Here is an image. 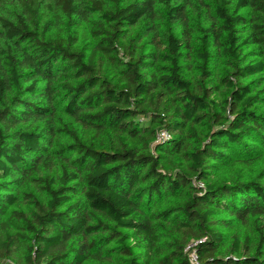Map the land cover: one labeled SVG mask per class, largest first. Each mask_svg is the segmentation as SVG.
<instances>
[{"label": "trees", "instance_id": "1", "mask_svg": "<svg viewBox=\"0 0 264 264\" xmlns=\"http://www.w3.org/2000/svg\"><path fill=\"white\" fill-rule=\"evenodd\" d=\"M200 238L264 264V0H0V264H187Z\"/></svg>", "mask_w": 264, "mask_h": 264}, {"label": "rangeland", "instance_id": "2", "mask_svg": "<svg viewBox=\"0 0 264 264\" xmlns=\"http://www.w3.org/2000/svg\"><path fill=\"white\" fill-rule=\"evenodd\" d=\"M45 3H49V0H44ZM188 21L189 23H191V26H186V27H183V25L181 24H175L174 25V29L176 31V33L178 34L179 37L182 38V40H184L186 42V47L185 49H183V52H185V50L187 51V55H188V51H190L193 47H198L200 45V42L201 41V37L200 36V33L198 32L195 24H199V26L203 29L209 27L212 22H213V19L210 18L209 16L203 14V15H200L199 17L196 16V14H191L188 18ZM157 25V24H156ZM155 26H152V28H154ZM157 32H156V36L154 34H152L151 36V41H152V44H155L158 48H160L161 46H159V43H160V37H159V34L161 32V28L160 26L158 25L157 26ZM244 30L241 32V34L243 35L244 34ZM155 36V37H154ZM87 37V29H86V25L84 23H80L79 26H78V39L79 41H82L83 39H85ZM246 47H244L242 50H243V53L246 52ZM190 60V58H188ZM216 65L218 66V62H216Z\"/></svg>", "mask_w": 264, "mask_h": 264}, {"label": "built area", "instance_id": "3", "mask_svg": "<svg viewBox=\"0 0 264 264\" xmlns=\"http://www.w3.org/2000/svg\"><path fill=\"white\" fill-rule=\"evenodd\" d=\"M170 139V136L167 132H161L156 142H163ZM199 186H202L201 183H199ZM204 238L200 239H192L190 240L186 246L183 249L184 254L187 258V264H202L199 260V254H198V248L203 243ZM4 264H11V262L6 261Z\"/></svg>", "mask_w": 264, "mask_h": 264}]
</instances>
